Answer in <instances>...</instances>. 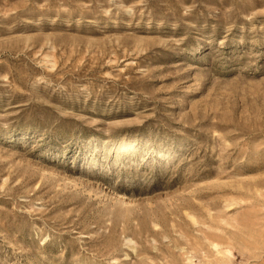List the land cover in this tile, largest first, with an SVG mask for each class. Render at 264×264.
<instances>
[{
  "label": "rangeland",
  "instance_id": "1",
  "mask_svg": "<svg viewBox=\"0 0 264 264\" xmlns=\"http://www.w3.org/2000/svg\"><path fill=\"white\" fill-rule=\"evenodd\" d=\"M0 264H264V0H0Z\"/></svg>",
  "mask_w": 264,
  "mask_h": 264
},
{
  "label": "bare ground",
  "instance_id": "2",
  "mask_svg": "<svg viewBox=\"0 0 264 264\" xmlns=\"http://www.w3.org/2000/svg\"><path fill=\"white\" fill-rule=\"evenodd\" d=\"M120 148H121L120 151H121L122 153L127 152V151H129V149H130V147H129L128 145L121 146Z\"/></svg>",
  "mask_w": 264,
  "mask_h": 264
}]
</instances>
